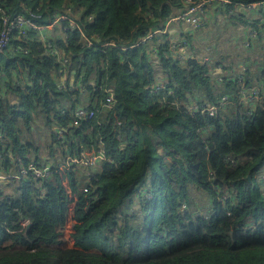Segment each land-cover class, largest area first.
Returning <instances> with one entry per match:
<instances>
[{"label":"trees","instance_id":"1","mask_svg":"<svg viewBox=\"0 0 264 264\" xmlns=\"http://www.w3.org/2000/svg\"><path fill=\"white\" fill-rule=\"evenodd\" d=\"M230 1L229 13L235 4L264 0ZM185 3L0 0V33L3 17L16 13L48 22L72 10L82 26L57 27L52 41L68 58L65 67L35 33L13 41L29 52L0 54V174L32 163L54 171L44 180H0V264H264V101L252 114L239 104L241 88L264 78V55H248L245 72L234 70L233 59L219 69L190 33L162 32ZM240 16L231 18L257 28ZM83 34L116 45L89 47ZM183 37L191 48L174 50ZM61 70L67 87L60 86ZM107 88L115 105L98 110ZM226 94L232 101L214 116L190 112L193 102ZM86 104L97 116L74 125ZM99 148L107 160L94 184L86 166L58 171L68 155ZM71 194L80 201L75 244L63 247Z\"/></svg>","mask_w":264,"mask_h":264},{"label":"built area","instance_id":"2","mask_svg":"<svg viewBox=\"0 0 264 264\" xmlns=\"http://www.w3.org/2000/svg\"><path fill=\"white\" fill-rule=\"evenodd\" d=\"M184 8L174 14L168 19L165 29L162 32H165L170 25L173 24H188L190 25V33H193L197 28L204 23L206 17L208 16L210 6L212 4H217L220 7L227 8L226 5L230 4V0H185ZM264 1L253 2L250 4H235L234 11L230 10V12H238V14H245L252 21H256L257 28H251L249 35L245 34L244 39L248 40L244 42L243 45L247 48H250L252 42L255 41L261 33H264ZM79 12L74 13L72 10L68 11H60L55 13L54 18L49 19L48 22H39L35 18L27 17L23 14H13L11 16L3 17V30L0 33V54L5 53L7 50L13 48L14 39L24 40L28 39L31 33H35L40 41L47 44L48 54L55 57L58 62L65 67L68 63V58L63 55L62 51L56 47L53 43V37L55 34H60V31L57 27L63 21L69 22L73 29H77L82 32V26L76 21L75 16H78ZM258 15V16H257ZM91 17V16H90ZM89 17V18H90ZM156 33V32H154ZM154 33L146 36L141 40V42H147ZM85 41L89 47L97 46L98 48L104 49L108 46H115L114 42H99L98 44L93 41V39L88 38L84 35ZM180 43V44H179ZM179 45V46H178ZM247 45V46H246ZM184 46V47H183ZM190 43L183 37L181 39H175L173 41L172 48L174 50H178L181 47L186 48L189 47ZM180 47V48H179ZM18 49L29 52V49L25 46H18ZM181 48V49H183ZM126 49V48H124ZM156 52V50H155ZM244 68V67H243ZM246 69V68H244ZM61 84L62 87H67V75L61 70ZM163 83L160 82L158 84V88L162 87ZM72 91L76 88L74 86L70 87ZM108 92L105 100L102 102L101 106L98 110H104L112 108L115 105V96L112 88H107ZM231 97L229 95H223L217 102L206 101L203 103L193 102L190 106V112L195 113L199 111L208 112L209 115L214 116L218 110L224 108L231 102ZM259 101H264V78H259L258 83L255 86H249L246 88H241L239 94V104H244L247 108V112L252 114L255 105ZM97 109L89 110L88 105H82L77 111L75 115L74 125H79L81 121L92 119L97 116ZM63 131V130H62ZM62 131H60V137L62 135ZM107 160L106 153L103 148H99L96 150H86L83 151L80 155H68L66 157V161L63 164H60L58 171L63 172L69 168L70 165H83L90 169L91 175V184L95 183V174L101 169L102 162ZM234 165H236V161H232ZM53 168L47 164L44 167H38L35 164H30L28 167H23L18 174H0V179L10 180L13 178H20L25 175L31 174L36 180L38 179H46L50 177L53 173ZM94 172V174H93ZM87 191V188H84ZM150 195H147L149 197ZM228 196H221L220 200H227ZM230 214V213H228ZM253 224H250L252 226Z\"/></svg>","mask_w":264,"mask_h":264},{"label":"rangeland","instance_id":"3","mask_svg":"<svg viewBox=\"0 0 264 264\" xmlns=\"http://www.w3.org/2000/svg\"><path fill=\"white\" fill-rule=\"evenodd\" d=\"M231 16L241 17L237 12L229 13L226 9H218L217 12L213 11L212 15H209L208 13V16L199 29L197 28L193 33H189L192 35L194 40L193 45L199 49L200 54L204 56L205 60L212 59L214 63L218 64L219 69H223L224 66L228 65L224 59H230V57H232L234 58V63L232 64L234 70L237 72H245L248 69V65L246 63V57L248 55L257 58H260L262 55H264V33H261L260 36L252 42L250 48L245 47L243 43L247 42L248 40L244 39V37L245 34L249 35L250 30L248 28L250 26L244 29V27L241 26L242 24L240 23L239 25V22L231 18ZM181 24L182 23L175 25H178L179 27ZM181 57H183V55H181ZM204 58L201 59L203 60ZM220 60H223V62L220 63ZM256 64H258L257 60ZM259 72L260 69L257 70L256 77L258 76ZM217 79L219 80L220 78L218 77ZM1 160L2 156L0 154V161ZM232 161L235 160H231V162ZM65 184L68 185L67 181ZM83 186L86 187V185ZM79 205V197H75L73 194H71L70 211L67 223L64 228H60L61 243L67 247H72V240L74 239L72 236V233L74 232L73 224L76 222L75 209ZM198 208L203 213H205L207 210L206 207L201 203H198ZM6 245L8 248H10L11 241L6 242ZM15 247L22 248L19 245H15Z\"/></svg>","mask_w":264,"mask_h":264},{"label":"crops","instance_id":"4","mask_svg":"<svg viewBox=\"0 0 264 264\" xmlns=\"http://www.w3.org/2000/svg\"><path fill=\"white\" fill-rule=\"evenodd\" d=\"M218 9H225V8L220 7L217 4H212L210 6L209 15H212L213 14V11H216L217 12ZM181 27L184 28V30L180 31L179 29H181ZM189 29H190V25H188V24H182L179 27H178V25L173 24V25H170V27H169V30L172 32L173 35L177 34V32L180 33V34H182L185 31L189 34ZM176 30H177V32H176ZM18 46L19 45L13 46V47H16L17 48ZM11 49L14 50L13 48H11ZM231 59H234V58L230 57V59H228V61L231 60ZM74 196L77 197V195H75V194H74ZM72 242H73L72 243V247H73L74 244H75V238L72 240ZM61 246L67 247V246H64L63 243L61 244Z\"/></svg>","mask_w":264,"mask_h":264},{"label":"water","instance_id":"5","mask_svg":"<svg viewBox=\"0 0 264 264\" xmlns=\"http://www.w3.org/2000/svg\"><path fill=\"white\" fill-rule=\"evenodd\" d=\"M250 178V177H249ZM30 226V223L29 222H27V227H29Z\"/></svg>","mask_w":264,"mask_h":264}]
</instances>
